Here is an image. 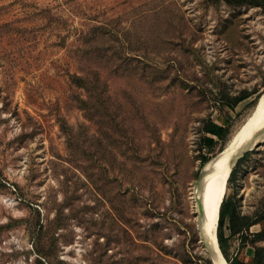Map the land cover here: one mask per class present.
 <instances>
[{"label": "rangeland", "instance_id": "rangeland-1", "mask_svg": "<svg viewBox=\"0 0 264 264\" xmlns=\"http://www.w3.org/2000/svg\"><path fill=\"white\" fill-rule=\"evenodd\" d=\"M85 69L94 90L71 81ZM263 95L260 6L0 0V264L212 263L191 190ZM206 120L226 129L210 146ZM246 152L221 202L259 220L249 241L264 229V140Z\"/></svg>", "mask_w": 264, "mask_h": 264}, {"label": "bare ground", "instance_id": "bare-ground-1", "mask_svg": "<svg viewBox=\"0 0 264 264\" xmlns=\"http://www.w3.org/2000/svg\"><path fill=\"white\" fill-rule=\"evenodd\" d=\"M263 140L264 95L232 135L226 148L216 155L200 173L191 190V201L197 215V229L201 242L214 264H226L220 257L215 237L221 198L226 189V179L242 153Z\"/></svg>", "mask_w": 264, "mask_h": 264}, {"label": "trees", "instance_id": "trees-1", "mask_svg": "<svg viewBox=\"0 0 264 264\" xmlns=\"http://www.w3.org/2000/svg\"><path fill=\"white\" fill-rule=\"evenodd\" d=\"M224 1L229 4L257 5L260 6L264 12V0H224ZM101 79H102L101 75L97 69L94 71L90 69H85L81 71V74L75 73L71 77V81L76 87H82L85 89L87 88L89 90L92 89L94 90L99 85H101V83H103ZM253 93H254L253 91L244 90L238 95H234V96L226 95L225 96L226 104L229 107L234 108L239 102L248 98ZM202 131L208 135L203 137L204 144L208 146L213 144L214 142L213 137L222 138L226 133V129L223 125L217 124L211 120H206L203 122ZM246 155L247 152L244 153V155L240 159H238V161L235 163L234 167H232L228 180L231 181L234 179L236 175L237 167L239 166L240 161ZM209 158L210 157H203L201 161V165ZM225 221H226V229L228 232L227 237L237 236L242 246L249 244L253 247V252L250 260L243 261L236 257L229 256L227 248L225 247V237L222 229ZM258 222H259L258 219L256 218L252 219L250 216L241 213L234 197H229L222 200L219 208V216L216 226L217 230L215 233V237L217 235L216 240L218 243V247L220 248V251L224 256V259L229 264H262L263 263L264 261L263 249L253 246V243L254 241L260 240L264 237V229L253 234V239H250L249 241H247V235H246L250 227ZM208 264H211V262H209Z\"/></svg>", "mask_w": 264, "mask_h": 264}, {"label": "water", "instance_id": "water-1", "mask_svg": "<svg viewBox=\"0 0 264 264\" xmlns=\"http://www.w3.org/2000/svg\"><path fill=\"white\" fill-rule=\"evenodd\" d=\"M236 162H237V161H236ZM236 162H235V163H236ZM235 163H234V165H235ZM234 165H233V167H234ZM231 170H232V169H231ZM230 172H231V171H230ZM219 249H220V248H219ZM221 255H222V253H221ZM222 256H223V255H222ZM223 258H224V256H223ZM211 264H213V263H211Z\"/></svg>", "mask_w": 264, "mask_h": 264}]
</instances>
